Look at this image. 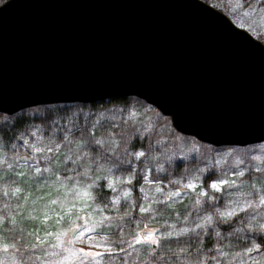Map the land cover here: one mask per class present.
<instances>
[{
	"label": "clouds",
	"instance_id": "clouds-1",
	"mask_svg": "<svg viewBox=\"0 0 264 264\" xmlns=\"http://www.w3.org/2000/svg\"><path fill=\"white\" fill-rule=\"evenodd\" d=\"M201 3L264 45V0ZM0 264H264V139L134 94L0 107Z\"/></svg>",
	"mask_w": 264,
	"mask_h": 264
},
{
	"label": "water",
	"instance_id": "water-1",
	"mask_svg": "<svg viewBox=\"0 0 264 264\" xmlns=\"http://www.w3.org/2000/svg\"><path fill=\"white\" fill-rule=\"evenodd\" d=\"M128 94L216 144L264 139V45L201 0L0 6V107Z\"/></svg>",
	"mask_w": 264,
	"mask_h": 264
},
{
	"label": "trees",
	"instance_id": "trees-1",
	"mask_svg": "<svg viewBox=\"0 0 264 264\" xmlns=\"http://www.w3.org/2000/svg\"><path fill=\"white\" fill-rule=\"evenodd\" d=\"M124 96H127V95H117V96H106V97H111V98H122ZM104 98V97H103ZM103 98H97V99H103ZM97 99H94V100H97Z\"/></svg>",
	"mask_w": 264,
	"mask_h": 264
},
{
	"label": "rangeland",
	"instance_id": "rangeland-1",
	"mask_svg": "<svg viewBox=\"0 0 264 264\" xmlns=\"http://www.w3.org/2000/svg\"><path fill=\"white\" fill-rule=\"evenodd\" d=\"M128 95H129V94H128ZM138 97H139V96H138ZM139 98H141V97H139ZM141 99H142V98H141ZM153 107L156 108L154 105H153ZM156 109H157V108H156ZM157 110H158V109H157ZM158 111H159V110H158ZM164 115H165V114H164ZM165 116H166L167 119H169L167 115H165ZM217 145H219V144H217Z\"/></svg>",
	"mask_w": 264,
	"mask_h": 264
}]
</instances>
